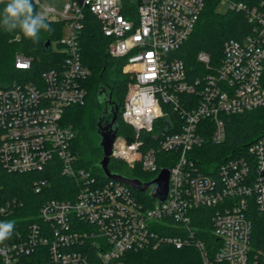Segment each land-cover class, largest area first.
<instances>
[{"label":"built area","instance_id":"2783aa9c","mask_svg":"<svg viewBox=\"0 0 264 264\" xmlns=\"http://www.w3.org/2000/svg\"><path fill=\"white\" fill-rule=\"evenodd\" d=\"M209 1L66 4L61 14L71 31L60 40L64 61L36 80L0 89V163L8 172L36 174L35 192L51 181L42 175L49 168L75 185L70 197L43 202L38 220L18 218L15 239L0 243V264H27L25 257L33 254L46 264H122L131 250L163 243L180 248L191 241L204 264H264V238L261 248L252 246L251 218L253 207L264 212V132L245 152L222 160L217 172L200 169L206 160L199 152L226 139L230 115L264 109V0H216L228 5L225 11L243 12L250 30L241 39L224 41L218 65L199 52L200 68L193 77L176 53ZM34 3L41 6V0ZM84 8L99 19L110 39L109 52L125 59L124 71L131 76L122 116L135 138L128 141L119 133L111 160L130 169L140 165L155 173L152 178L168 168L165 201L120 181L100 180L78 162L76 131L65 116L70 106L84 105L88 94L90 70L79 40ZM15 65L28 69L31 59L17 54ZM21 206L22 201L3 198L0 190V222L9 221L4 217ZM200 218L209 219L217 242L207 233L198 236V229L205 230L194 224ZM167 228L189 237L168 234Z\"/></svg>","mask_w":264,"mask_h":264},{"label":"trees","instance_id":"16d2710c","mask_svg":"<svg viewBox=\"0 0 264 264\" xmlns=\"http://www.w3.org/2000/svg\"><path fill=\"white\" fill-rule=\"evenodd\" d=\"M252 2L253 0H236ZM218 1L210 0L202 13L194 31L177 51L176 55L182 58L191 76L197 74L199 61L197 54L206 52L211 62L219 64L222 57V47L226 39H241L250 30L247 18L243 12L219 11ZM3 5L0 4V10ZM36 11L39 7L35 4ZM51 26V32L41 31L38 42L26 39L19 30L6 32L0 27V89L13 83L36 80L44 71L52 69L64 61L61 51L62 31L68 20H56L47 18ZM79 40L83 63L90 70L87 81V99L84 105L70 106L66 110L65 122L76 131L73 148L78 157V162L92 171L100 180L106 178L98 161L103 156L102 147L99 144L100 137L97 133L98 114L104 107L99 100L101 87H106L111 92V104L118 106L119 133L128 141L135 138V132L131 125L124 121L122 113L124 108L125 94L131 76L124 71L125 59L114 57L108 50L110 39L107 38L101 27L99 19L88 9L84 8ZM48 42L50 44L48 45ZM55 44V47H54ZM17 54H24L31 59V67L28 69L18 68L15 65ZM227 136L221 144H206L199 150L206 164L200 166L205 173L217 172V166L226 157L245 152L248 145L264 132V109H256L240 114L230 115L226 119ZM214 168V169H213ZM110 169L129 177H137L142 180H150L155 173L145 172L140 165L130 169L121 162L111 160ZM215 174V173H214ZM42 175L51 176V181L41 192H35L34 181L36 174L12 173L6 171L0 163V190L3 198H16L23 202L8 217L9 221L15 222V228L10 240L15 239L19 228V217L24 221L38 220L39 208L47 199L68 198L71 196L69 189L75 185L73 179L61 175L57 170L49 168ZM71 187V188H70ZM143 196L142 193L136 192ZM197 212H209L208 209H199ZM253 223L252 246L262 247L264 238V212L253 207L251 210ZM194 224L205 230L198 229V236L207 233L211 242H217V238L211 232L209 219L195 221ZM174 227V225H167ZM168 234L189 237L180 231L166 229ZM200 234V235H199ZM27 264H46L43 256L28 255L25 257ZM122 264H204L198 249L192 241L178 248L170 243H163L157 248L131 250L124 256Z\"/></svg>","mask_w":264,"mask_h":264},{"label":"water","instance_id":"95a60500","mask_svg":"<svg viewBox=\"0 0 264 264\" xmlns=\"http://www.w3.org/2000/svg\"><path fill=\"white\" fill-rule=\"evenodd\" d=\"M82 4L83 0H78ZM50 42H48V45ZM99 100L104 104V107L98 114L97 133L100 137L99 144L102 147L103 156L98 161L99 167L102 169L105 178L120 181L135 191H149L152 198L160 201H165L168 192V183L170 171L168 168H163L151 180L145 181L137 177H129L110 169L111 154L114 142L119 136L118 124V106L114 107L111 104V92L106 87H101L99 91ZM166 122L167 120L164 119ZM165 131H168L166 129Z\"/></svg>","mask_w":264,"mask_h":264},{"label":"clouds","instance_id":"9594fccd","mask_svg":"<svg viewBox=\"0 0 264 264\" xmlns=\"http://www.w3.org/2000/svg\"><path fill=\"white\" fill-rule=\"evenodd\" d=\"M0 4V27L6 32L19 30L26 39L38 42L41 31H52L46 15L36 11L34 0H0ZM14 228V221L0 222V243L11 238Z\"/></svg>","mask_w":264,"mask_h":264},{"label":"rangeland","instance_id":"374dc122","mask_svg":"<svg viewBox=\"0 0 264 264\" xmlns=\"http://www.w3.org/2000/svg\"><path fill=\"white\" fill-rule=\"evenodd\" d=\"M71 1V0H41V6H39V11L43 12L47 18L49 19H60L63 20L64 17L61 14L66 6V4ZM44 6H49L54 8V11L47 13L46 10L44 9ZM228 5L225 2H221L218 5V10L219 11H225L227 9ZM71 31L69 21L65 24L62 35L63 37H67ZM55 47V44H54Z\"/></svg>","mask_w":264,"mask_h":264}]
</instances>
